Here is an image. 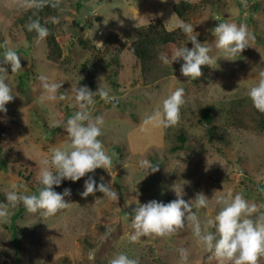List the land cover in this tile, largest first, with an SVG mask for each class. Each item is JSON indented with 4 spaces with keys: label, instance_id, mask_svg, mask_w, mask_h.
Wrapping results in <instances>:
<instances>
[{
    "label": "rangeland",
    "instance_id": "1",
    "mask_svg": "<svg viewBox=\"0 0 264 264\" xmlns=\"http://www.w3.org/2000/svg\"><path fill=\"white\" fill-rule=\"evenodd\" d=\"M177 1L61 0L58 11L44 15L60 17L54 32L61 56L52 63L46 58L45 38L27 28L26 17L40 0H0V67L7 70L6 80L15 94L0 121V201H5L12 184L27 194L38 191L43 160L50 158L53 147L70 142L64 124L80 110L75 89L81 85L93 91L106 88L118 97L107 103L97 94L89 111L93 118L103 119L99 139L113 161L108 170L96 169L95 179L119 193L118 200L99 191L82 197L85 176L77 182L65 180L56 189L70 188L71 195L65 196L68 206L54 216L30 213L22 204L12 209L6 221L0 220V264H110L121 252L141 264H221L194 236L191 221L169 236L131 242L132 210L152 199L170 202L176 199L174 190L184 189L185 200L197 192L210 198L206 208L194 209L202 228L222 206L218 198L229 191L242 194L257 205L258 213L264 212V130L230 124L228 112L234 104L241 108L251 102L249 89L264 72V0H189L198 8L186 20L172 9ZM157 18L168 29L181 21L195 27L212 57L200 77L183 76L180 61L163 64L168 74L144 83L138 60L121 50V43L135 39L140 25ZM220 21L243 24L255 37L241 56L229 60L216 48L212 30ZM182 44L193 46L185 37L161 52L171 57ZM5 47L19 54L18 72L3 62ZM41 76L62 84L63 101L47 98ZM177 88L185 89L179 122L153 126L148 117ZM206 106L215 114L212 136L201 119ZM180 132L186 135L183 147L174 151ZM140 159L152 161L158 170L148 174L140 168ZM181 248L187 249L186 262ZM92 252L94 259L89 258ZM258 264H264V255Z\"/></svg>",
    "mask_w": 264,
    "mask_h": 264
},
{
    "label": "clouds",
    "instance_id": "2",
    "mask_svg": "<svg viewBox=\"0 0 264 264\" xmlns=\"http://www.w3.org/2000/svg\"><path fill=\"white\" fill-rule=\"evenodd\" d=\"M61 0H40V4H49L53 8L60 6ZM219 20V18H217ZM53 23H60V17L53 16ZM178 27L186 34L187 41L192 43L189 48L186 44L176 47L171 55L161 52L159 60L164 65L183 61L180 72L188 79L195 80L202 75V66L210 65L212 57L211 49L198 39L199 33L191 23L181 21ZM29 31L35 30L39 39L49 35V28L39 21L33 20L28 25ZM212 33L215 36L216 48L221 50L224 57L241 56L245 48L249 46V40L254 39L245 25L235 22L220 21L214 27ZM3 62L11 66V72H18L21 66L19 54L12 48L5 47L2 54ZM7 70L0 67V121L7 115L8 102L15 98L12 87L6 80ZM257 84L249 89L248 95L253 106L260 112H264V72H261ZM43 87L48 92L49 100H64V95L59 92L61 83H49L48 78L41 76ZM75 99L79 105L78 111L70 116L64 124L69 137V143L64 147H53L50 158L43 160L44 167L39 174V188L36 193L27 194L21 192L20 186L12 184L6 192L5 201H0V220L6 221L12 209L21 204L30 213H39L44 217L56 215L61 209L68 206L65 196L71 195V189L65 188L58 192L56 187L61 186L65 180L72 182L84 180L82 197L99 191L104 197L112 200L119 199V193L109 184L97 183L95 170L103 168L108 170L112 166V157L106 152L102 135V117L93 118L89 106L95 103L98 94L105 102L115 103L118 97L110 94L106 88L98 87L96 91L87 85H81L75 89ZM185 103V89L177 88L162 101L150 117L148 122L156 127H170L180 120L181 107ZM139 166L147 172H155L158 167L148 159H140ZM92 173V175H88ZM147 176V175H146ZM145 176V177H146ZM176 199L163 202L156 199L146 203H139L131 212V229L128 239L137 242L142 237H165L173 234L186 222H192L193 234L205 248L221 261V264H258V257L264 255V212L258 213L256 204H250L240 193L235 195L229 191L218 198L222 205L214 218L206 219L202 228L201 221L194 209H203L208 206L209 197L203 192H197L195 197L185 200L183 192L174 190ZM258 213L257 215H253ZM214 229V230H213ZM182 261L188 260L187 249L181 248ZM95 253H90L89 258L94 259ZM110 264H139L136 258H131L125 252H121L110 260Z\"/></svg>",
    "mask_w": 264,
    "mask_h": 264
},
{
    "label": "trees",
    "instance_id": "3",
    "mask_svg": "<svg viewBox=\"0 0 264 264\" xmlns=\"http://www.w3.org/2000/svg\"><path fill=\"white\" fill-rule=\"evenodd\" d=\"M38 4L32 7L26 19L29 23L39 19L42 25L49 28V35L45 38L46 58L52 63H58L61 56V47L55 36L54 23L51 19H44V15L58 11L59 7L53 8L49 4L37 6ZM197 8V5L189 0H179L172 5L175 14L183 20H186L187 16L195 12ZM185 37L186 34L178 26L168 29L163 21L157 18L148 24L140 25L136 38L122 42L121 50L129 51L138 60L144 83L149 84L168 74V70L165 69L158 58L161 50L170 44L178 45ZM228 112L230 124L264 130V112L257 110L252 101L241 108L234 104ZM214 118L215 114L212 106H206L201 114V119L209 125L211 136L213 135L214 126L210 124ZM244 118H247V121ZM185 137L186 135L183 132L178 133L176 136L178 143L173 145L172 150L182 148ZM14 240L17 242V240L20 241V238L15 237Z\"/></svg>",
    "mask_w": 264,
    "mask_h": 264
}]
</instances>
